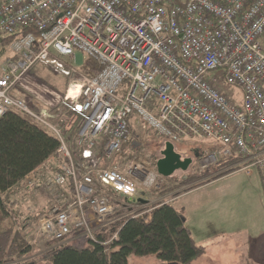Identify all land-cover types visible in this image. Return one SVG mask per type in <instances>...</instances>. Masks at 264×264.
I'll return each mask as SVG.
<instances>
[{"label": "built area", "instance_id": "obj_1", "mask_svg": "<svg viewBox=\"0 0 264 264\" xmlns=\"http://www.w3.org/2000/svg\"><path fill=\"white\" fill-rule=\"evenodd\" d=\"M10 36L0 120L21 112L60 144L27 192L73 185L40 236L83 247L151 206L150 162L119 166L134 119L172 144L212 140L197 173L258 172L264 189V0H0V39ZM86 59L101 71L83 72ZM38 66L65 79L63 94L32 76Z\"/></svg>", "mask_w": 264, "mask_h": 264}, {"label": "trees", "instance_id": "obj_2", "mask_svg": "<svg viewBox=\"0 0 264 264\" xmlns=\"http://www.w3.org/2000/svg\"><path fill=\"white\" fill-rule=\"evenodd\" d=\"M16 38L17 36H10L0 39V58L5 56V50ZM262 42L264 44V37ZM81 69L90 76L101 71L92 59H86ZM134 135L135 133L133 137ZM133 137L128 148L133 144ZM59 145L53 135L19 112L10 111L0 120V264H39L44 259H50L52 264H130L131 255L156 256L161 261L160 264H195L206 254V248L195 241L191 230L186 226L184 215L166 202L151 205L134 216L125 217L104 231L95 230L96 241L91 240L83 247L76 246L67 239L48 238L44 248L41 241L46 237L38 235L40 215L25 219L26 215L21 207H17L20 202L17 194L25 191L27 195H32L36 192H27L25 179L56 155ZM198 153L200 151L196 152ZM62 162V159H57L56 165H50L51 169L59 171V164ZM226 173L228 172L213 178L215 180ZM46 174L43 170V178ZM194 179L195 176L191 175L187 181ZM205 184L206 181L201 182L184 192ZM55 188L59 190L55 191L54 196L57 195V198L52 199V204L59 202L63 191L71 199L72 179L69 178L64 187ZM174 191L175 188L164 189L153 193V196L161 198ZM181 194L183 193L174 197ZM23 195L26 196L24 193ZM55 206L51 205L46 215L54 212ZM127 210L124 207L117 216L125 214ZM116 232L118 239L111 241Z\"/></svg>", "mask_w": 264, "mask_h": 264}, {"label": "rangeland", "instance_id": "obj_3", "mask_svg": "<svg viewBox=\"0 0 264 264\" xmlns=\"http://www.w3.org/2000/svg\"><path fill=\"white\" fill-rule=\"evenodd\" d=\"M10 54L11 50L7 48L5 56L0 58V66ZM32 76L58 93L63 94L65 92V79L54 75L42 66H38L33 71ZM21 114L30 119L27 115ZM133 130L135 133L133 144L125 150L126 153L122 159L123 163L119 166L120 170L124 171L131 162H138L139 160L150 162V168L154 170L160 186L159 190L143 189V193L149 197L152 206L160 202L170 203L184 215L186 226L191 230L195 241L198 243L207 239L217 240L218 237L223 236L224 232L230 230L232 225L230 219L237 221L236 223L243 230L245 236L243 240L245 256L243 258L239 257V259H236L234 251L226 250V247L224 252V247L216 242V244L211 245V247L213 246L211 255H207L211 257V261H202L206 257L204 255L200 258L201 260L199 259L204 263L197 260L195 264H216L219 261L222 264H264V237H261L264 231L262 230L264 229V191L259 178L251 177L240 170L228 172L215 180L213 177L217 176V169L208 170L202 174L197 173V158L194 156L197 151L203 153L213 147V141L209 139L176 143V152L181 155L182 159H192L191 166L186 171H176L172 177H164L158 173L156 164L162 158V153L166 150V146L170 141L151 129L146 123H137L136 119L133 120ZM191 175H194L195 179L187 181ZM205 181L207 184L184 192L185 189ZM172 188H175V191L173 193L168 192L161 197L162 199L153 196V193L157 191ZM52 190L54 192L51 193L50 191ZM56 190L58 191L59 189L55 187L40 189L32 195H27L25 191L19 192L17 197L20 202L17 207H21V211L26 215L25 219L28 217L32 218L34 215H40V218L43 217L49 213L51 205H56L54 211L61 210L63 204L70 197H66L68 193L63 191V196L60 198L61 201L58 200V203L56 202L55 204L53 202L52 204V199L57 198V195L54 196ZM180 192L183 194L174 197ZM112 201L114 205L117 202L124 203L123 199L117 197H112ZM220 222L223 223L222 226L219 224ZM237 224L235 225L238 226ZM38 235H40L39 232ZM246 238L250 243L247 242ZM47 239L44 238L41 241L44 248H46L45 242ZM81 242L84 243V240L82 239ZM74 243L76 246L83 244ZM240 251L241 249L238 252ZM129 261L130 264L161 263L156 256L138 257L131 255ZM39 264H52V261L44 259Z\"/></svg>", "mask_w": 264, "mask_h": 264}, {"label": "crops", "instance_id": "obj_4", "mask_svg": "<svg viewBox=\"0 0 264 264\" xmlns=\"http://www.w3.org/2000/svg\"><path fill=\"white\" fill-rule=\"evenodd\" d=\"M250 176L255 177V178L258 177L260 182H261V185H262V178H261L260 173L253 172ZM262 188H263V186H262ZM263 191H264V189H263ZM261 195H262V193H261ZM113 196L120 198V199H123L121 196H118V195H113ZM155 200H153V201L155 202ZM263 203H264V201H263ZM252 217L254 218V216H252ZM230 220L232 221V225L230 227V230L227 232H224L223 236L218 237L217 240L207 239V240L202 241L200 243L197 242L198 244L203 245L206 248V254H205L206 257H204V259H202V261L203 260L211 261V257L207 256V255H211V250L213 248V246L211 247V245L216 244V242L220 243V245L224 247L223 248L224 252H225V247H226V250L230 249V250L234 251L236 259H239V257L243 258L245 256V253L243 252V248H244L243 247V240L245 238L243 230H242L241 226H239L236 223L237 221H233V219H230ZM219 224L221 226L223 225L222 222H220ZM235 224H237L238 226H236ZM262 230H264V229H262ZM261 237H264V231H263V235ZM246 240L248 243H250V241L247 238H246ZM210 243H212V244H210ZM235 249H237L238 251H239V249H241V251L238 252L237 250L235 251ZM200 260H198V261L202 262ZM202 263H204V262H202ZM216 264H222V263H220V261H219V263H216Z\"/></svg>", "mask_w": 264, "mask_h": 264}, {"label": "water", "instance_id": "obj_5", "mask_svg": "<svg viewBox=\"0 0 264 264\" xmlns=\"http://www.w3.org/2000/svg\"><path fill=\"white\" fill-rule=\"evenodd\" d=\"M162 155L163 158L157 162V169L158 173L164 177L172 176L177 170L186 171L192 163V159H182L172 143L167 144L166 150ZM195 157L198 158L199 154H196Z\"/></svg>", "mask_w": 264, "mask_h": 264}, {"label": "flooded vegetation", "instance_id": "obj_6", "mask_svg": "<svg viewBox=\"0 0 264 264\" xmlns=\"http://www.w3.org/2000/svg\"><path fill=\"white\" fill-rule=\"evenodd\" d=\"M162 158H163V156H162ZM191 166V165H190ZM190 168V167H189ZM178 171V170H177ZM173 176V175H172ZM172 176H170V177H172Z\"/></svg>", "mask_w": 264, "mask_h": 264}]
</instances>
